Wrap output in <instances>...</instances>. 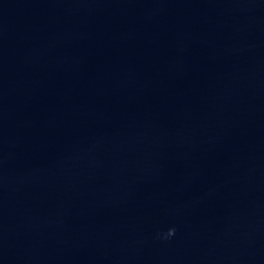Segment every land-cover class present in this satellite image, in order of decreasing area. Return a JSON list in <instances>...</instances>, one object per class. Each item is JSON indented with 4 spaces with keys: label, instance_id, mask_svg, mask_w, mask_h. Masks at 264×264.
Returning a JSON list of instances; mask_svg holds the SVG:
<instances>
[{
    "label": "water",
    "instance_id": "95a60500",
    "mask_svg": "<svg viewBox=\"0 0 264 264\" xmlns=\"http://www.w3.org/2000/svg\"><path fill=\"white\" fill-rule=\"evenodd\" d=\"M0 264H264V0H0Z\"/></svg>",
    "mask_w": 264,
    "mask_h": 264
},
{
    "label": "clouds",
    "instance_id": "9594fccd",
    "mask_svg": "<svg viewBox=\"0 0 264 264\" xmlns=\"http://www.w3.org/2000/svg\"><path fill=\"white\" fill-rule=\"evenodd\" d=\"M174 233H175V229L172 228V229L169 230V233H168V234H169V235H172V234H174Z\"/></svg>",
    "mask_w": 264,
    "mask_h": 264
}]
</instances>
